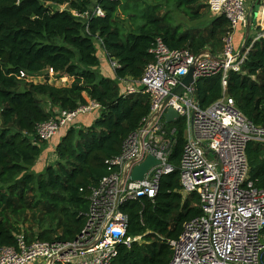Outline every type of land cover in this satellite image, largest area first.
Segmentation results:
<instances>
[{
	"label": "trees",
	"instance_id": "obj_1",
	"mask_svg": "<svg viewBox=\"0 0 264 264\" xmlns=\"http://www.w3.org/2000/svg\"><path fill=\"white\" fill-rule=\"evenodd\" d=\"M175 13L189 21L187 28ZM229 30L230 21L213 15L209 0H0V249L17 246L21 235L29 243L74 242L86 226L91 189L115 171L106 161L121 154L152 112L150 95H125L122 82L141 80L158 41L172 51L197 56L210 49L218 57ZM257 31L264 33V20ZM97 44L117 64L114 78L100 74ZM244 53L226 94L264 128V39L249 38ZM51 70L70 84L29 80ZM197 91L201 107L211 106L223 95L221 75L201 78ZM87 98L101 107L99 117L88 127L62 129L54 163L37 172L49 143L40 140L38 127L87 106ZM163 127L175 171L162 178L155 198L123 207L129 234L143 239L121 248L113 264H170L169 242L202 215L199 195H184L181 185L185 122ZM247 156L250 178L264 192V143L250 142Z\"/></svg>",
	"mask_w": 264,
	"mask_h": 264
},
{
	"label": "built area",
	"instance_id": "obj_2",
	"mask_svg": "<svg viewBox=\"0 0 264 264\" xmlns=\"http://www.w3.org/2000/svg\"><path fill=\"white\" fill-rule=\"evenodd\" d=\"M209 3L211 9L230 21L222 55L198 60L187 51H172L158 41L152 50L155 61L146 67L141 80L132 81L124 90L125 95L149 94L151 115L128 138L121 154L106 161L115 171L91 189L86 226L79 237L69 243H29L21 235L17 246L0 249V264H113L121 248L140 243L141 236L129 234V217L123 207L145 197L155 198L162 178L175 171L169 160L171 141L165 137L163 127L168 108L177 111L179 120L186 125L180 164L183 193H197L202 209V215L186 223L179 238L169 242L173 250L170 264H262L264 192L250 178L247 147L252 141L264 143V128H256L226 94L230 72H239L246 58L245 53L237 50L235 36L238 29L247 28V0ZM96 13L104 16L101 8ZM74 15L80 16L76 12ZM260 39H264V33H258L253 40ZM193 65L195 85L165 105ZM111 66L115 69L117 64ZM49 74L54 77L52 70ZM218 75L223 95L211 106L202 108L197 83L201 78ZM100 108L90 101L74 112L62 111L58 118L38 127V136L49 142L80 115L98 112ZM149 155L161 164L144 181L132 182L133 167ZM151 172H155L152 181L148 180Z\"/></svg>",
	"mask_w": 264,
	"mask_h": 264
},
{
	"label": "water",
	"instance_id": "obj_3",
	"mask_svg": "<svg viewBox=\"0 0 264 264\" xmlns=\"http://www.w3.org/2000/svg\"><path fill=\"white\" fill-rule=\"evenodd\" d=\"M256 3H257V5L255 7V10H256V14H257L259 12L261 2L256 0ZM251 27H252V21L249 20L248 25H247V39L245 41L243 48L241 49V53L245 52V48H246V45H247L248 40H249ZM207 57L216 58V56L212 53V51L210 49H205L199 55H197L198 60L203 59V58H207ZM195 71H196L195 65L190 67L188 74L183 78L181 84L173 91L172 95L166 100L165 105L167 104V102L172 97H174V96L181 97L183 95V93L186 91V89L195 85V82H194ZM179 119H180L179 113L177 111H175L173 108H168L166 114L164 115L165 123L166 124H173V123H176ZM160 164H161V162L156 157H154L153 155L147 156L146 159L142 163L137 164L133 167L131 174H130V180L132 182L144 181L146 175L155 166H159ZM154 173L155 172H151L148 175V180L152 181L154 179Z\"/></svg>",
	"mask_w": 264,
	"mask_h": 264
},
{
	"label": "rangeland",
	"instance_id": "obj_4",
	"mask_svg": "<svg viewBox=\"0 0 264 264\" xmlns=\"http://www.w3.org/2000/svg\"><path fill=\"white\" fill-rule=\"evenodd\" d=\"M66 6H63L61 7V9H65ZM175 17H176V21L177 23H181L182 26L184 28H187L188 25H189V21L184 18L181 14H178V13H175L174 14ZM210 21V19H206V21L204 22V24H200L203 26H206V24H208ZM192 24V23H191ZM127 27H129V25H127ZM99 44V43H98ZM97 44V48H98V51L101 52V47L100 45ZM100 71H102V73H104L105 77H110L111 74H108V72L106 71L107 69L105 68L104 65H102L100 68H99ZM101 72L100 74L103 75ZM29 80L31 81H34L35 83H44V82H49V83H52V84H55L57 86H62V84H65V85H68L70 84V80H67L66 78H63V79H56L55 77H51L50 74L49 76H40V77H34V78H29ZM124 86V85H123ZM126 88V86H125ZM96 112H90L88 114H83V115H80L76 120L75 122L72 124V126L76 129H79L80 127H88L90 126L92 123H94L95 121V116H96ZM58 139V138H55V140ZM51 141H49L50 143ZM49 143H47V149L45 150V155L43 157V161L41 162H38V164L35 166V170L38 172L40 171H43V169L45 168V166H47L48 164H53L54 162V159H55V146H52V145H48ZM50 146V147H49Z\"/></svg>",
	"mask_w": 264,
	"mask_h": 264
},
{
	"label": "crops",
	"instance_id": "obj_5",
	"mask_svg": "<svg viewBox=\"0 0 264 264\" xmlns=\"http://www.w3.org/2000/svg\"><path fill=\"white\" fill-rule=\"evenodd\" d=\"M210 1V0H209ZM213 1V0H212ZM216 1V0H214ZM261 2V6L259 9V12L256 14V10L255 7L257 5L256 0H247V8H248V13H249V20L252 21V27H251V31H250V35L249 38L251 39H255L258 36V26L261 22V20H264V0H258ZM213 15L215 16H219L217 12H215L213 9H211ZM247 39V28H240L238 29L236 36H235V43H236V48L237 50L241 51V49L243 48L245 41ZM98 56L100 59V67L102 65L105 66V68L107 69L106 71L108 72V74H111V76L109 78H114L115 76V71L113 69V67L111 66V63L108 59V57L106 56L105 52L102 50L101 48V52L98 51ZM102 73V71H100ZM102 76H105L104 73H102ZM68 80V78H66ZM132 81L131 80H126L122 82V86H123V90H125V86L127 87L128 85H131ZM88 103H90V99L87 98ZM97 113V112H96ZM99 113L96 114L95 119L98 116ZM59 143V138L58 139H54L52 142H50L48 145H52V146H57V144ZM50 147V146H49ZM45 152V151H44ZM45 153L42 154L40 160L38 162L43 161V157H44Z\"/></svg>",
	"mask_w": 264,
	"mask_h": 264
}]
</instances>
